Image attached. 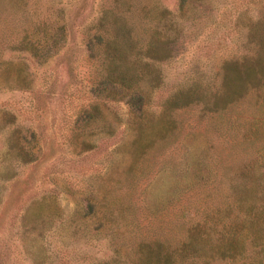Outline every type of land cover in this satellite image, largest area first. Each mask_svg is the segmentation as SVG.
<instances>
[{
	"label": "rangeland",
	"instance_id": "374dc122",
	"mask_svg": "<svg viewBox=\"0 0 264 264\" xmlns=\"http://www.w3.org/2000/svg\"><path fill=\"white\" fill-rule=\"evenodd\" d=\"M69 1L20 0L38 16L62 5L71 20L74 7ZM90 9L91 14L106 10L124 19L134 40L147 37L156 23L166 25L173 50L166 89L175 73L191 65L207 72L244 53V24L264 15V0H85L75 20L80 25L67 29L63 50L40 65L29 60L22 65L28 85L10 91L3 87L5 65L0 62V104L9 103L15 116L11 125L0 109V246L4 245L0 264H56L57 253L51 247L59 242L70 249L69 264H99L100 243L106 239L118 247L119 264H135L131 249L138 241L164 235L176 242L181 231L169 228L179 210L187 209L185 221L195 220V209L208 207L213 200L200 198L210 184H193L174 202L167 203L162 196L153 201L151 195L164 185L157 182L159 173L178 166L187 147L203 145L209 148L207 161L236 170L252 156L240 134L264 129V80L214 111L195 104L167 109L154 102L139 112L121 102L92 97L88 89L95 64L78 45L86 35ZM11 11L10 0H0V25ZM5 56L1 50L0 61ZM69 63L74 70L68 69ZM92 101L97 109L91 110L89 123L75 126L76 116ZM140 124L147 142L135 158L127 149ZM14 127L26 137L25 147L34 152L35 160L20 163L7 152ZM247 138L264 159V130ZM82 140L90 147L80 152ZM226 263L214 259L212 264Z\"/></svg>",
	"mask_w": 264,
	"mask_h": 264
},
{
	"label": "trees",
	"instance_id": "16d2710c",
	"mask_svg": "<svg viewBox=\"0 0 264 264\" xmlns=\"http://www.w3.org/2000/svg\"><path fill=\"white\" fill-rule=\"evenodd\" d=\"M10 3L12 14L2 19L0 25L4 30L0 33V51L6 52L4 61H0L5 65L2 86L9 91L28 85L30 80L22 67L28 60L40 65L63 50L67 44V29L80 25L75 20L84 9L85 0L68 2L74 7L71 20L66 17V7L62 5L57 4L58 7L49 10L46 16H38L26 9V2L10 0ZM91 12L90 9L85 16L90 20L84 25L86 35L80 38L78 45L95 64L89 93L94 98H101L102 102H121L129 110L139 112L154 102L167 109L195 104L203 110L214 111L223 109L249 88L261 86L264 80V15L244 24V53L224 59L207 72L191 65L175 73L168 88L164 89L173 51L168 46L170 36L166 25L159 27L156 23L147 37L134 40L121 17L106 10ZM68 69L75 68L69 63ZM72 76L76 78L77 75L74 72ZM0 109L8 115L6 122L13 125L15 116L9 103H1ZM96 109L97 105L92 101L89 109L82 110L73 124L80 127L88 124L93 117L91 110ZM255 128L240 134L248 141L247 149L252 150V156L236 170H232L230 164L218 168L207 161L209 148L203 145L187 147L178 166L166 167L159 173L157 182L164 185H160V193L151 195L153 201L162 196L167 203L174 202L193 184H210L200 198L211 196L213 200L210 206L195 209L198 211L195 220L190 217L185 221L187 209L179 210L169 228L180 229L181 235L176 242L170 243L164 235L163 238L155 235L138 241L131 249L135 264H212L214 259H223L226 264H264V159L259 158L257 147L247 138V135L257 136L264 129L262 126ZM17 129L14 127L7 138V152L20 163L31 162L36 155L25 147L26 137L17 134ZM146 134L141 124L137 126L127 149L133 157L140 154L147 142ZM30 137H33L32 132ZM80 145V152L90 147L89 143L85 147L84 140ZM108 153L112 155L114 147ZM0 247L1 254L4 245ZM51 251L54 255L57 253L56 264L71 263L67 244H53ZM100 251L102 262L99 264L120 263V251L110 240L100 243Z\"/></svg>",
	"mask_w": 264,
	"mask_h": 264
}]
</instances>
